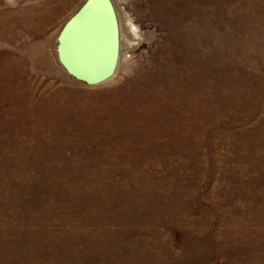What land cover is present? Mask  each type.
Wrapping results in <instances>:
<instances>
[{
  "label": "rangeland",
  "instance_id": "374dc122",
  "mask_svg": "<svg viewBox=\"0 0 264 264\" xmlns=\"http://www.w3.org/2000/svg\"><path fill=\"white\" fill-rule=\"evenodd\" d=\"M85 1L0 0L53 5L0 35V264H264V0H113L98 84L52 54Z\"/></svg>",
  "mask_w": 264,
  "mask_h": 264
},
{
  "label": "bare ground",
  "instance_id": "6f19581e",
  "mask_svg": "<svg viewBox=\"0 0 264 264\" xmlns=\"http://www.w3.org/2000/svg\"><path fill=\"white\" fill-rule=\"evenodd\" d=\"M9 1L11 2L14 0H9ZM114 1L115 3L116 2L118 3L121 2L122 0H114ZM55 8L56 5L55 7H53V9ZM44 13H48V11L43 10L41 8L38 11V14H40L38 15L39 17L35 16L30 18L29 20L23 21L22 23L19 22L18 29L11 28L10 25L8 27H5L3 26V23L0 22V35H2V38H5V40L7 41H13L15 38L26 39L27 37H29L31 33L37 31L39 27L45 25L44 18L47 14ZM124 21H125L127 34L129 35V38H131V41H127V42H124V40L121 42L120 23L116 13V26L118 33L119 52H118L117 64L114 67V72L112 76L116 72V69L118 67V62L120 59V54H121L120 42L124 46L127 45L132 47V45H136V43H134L133 41L138 37L137 27L133 25L128 15H125ZM66 23H64L61 30L58 32L56 36V43L52 51L55 62L65 71H66V67H69L67 65V61H69V62H73V64L77 68H79L80 70L84 71L89 75L93 76L100 74L102 71H104L107 68L112 52L110 19L105 5L99 1L94 2L92 5L89 6L87 11L74 23L75 25L79 23L76 28L70 30V32L68 33L63 32L62 34H60ZM64 49L66 52H68L69 55L67 54L65 55ZM12 98H14V101L12 102L13 105L16 104V107L18 109H21L23 105L27 104L24 103V101L29 100L31 98V95L26 94V96L23 97L19 92L16 95L15 93H13Z\"/></svg>",
  "mask_w": 264,
  "mask_h": 264
},
{
  "label": "water",
  "instance_id": "95a60500",
  "mask_svg": "<svg viewBox=\"0 0 264 264\" xmlns=\"http://www.w3.org/2000/svg\"><path fill=\"white\" fill-rule=\"evenodd\" d=\"M102 2L109 14L110 19V28H111V58L109 60L107 68L102 71L100 74L97 75H89L85 73L84 71L77 68L73 62L67 61V65L69 67H66V71L74 76L75 78L84 81L87 84H98L101 82L106 81L110 76H112L114 72V67L117 64L118 60V52H119V44H118V33H117V26H116V11L114 4L112 0H86L84 4L79 8V10L69 19V21L66 23V25L63 27L60 34L63 32H70V30L77 27L79 24H74L89 8L90 5H92L94 2ZM65 55H69L68 52L65 51ZM70 53V52H69Z\"/></svg>",
  "mask_w": 264,
  "mask_h": 264
},
{
  "label": "crops",
  "instance_id": "0c3cea01",
  "mask_svg": "<svg viewBox=\"0 0 264 264\" xmlns=\"http://www.w3.org/2000/svg\"><path fill=\"white\" fill-rule=\"evenodd\" d=\"M6 2H10L9 0H6ZM53 6V5H52ZM52 6H47V7H44V6H41V7H38L37 9H43V10H46V9H49V8H51ZM26 17V16H25ZM33 17H35V16H33ZM28 19H29V17H27ZM32 18V17H31ZM27 20V19H26ZM25 20V21H26ZM0 22L1 23H3V26H5V27H8L9 25H10V27L11 28H14V29H18V25H19V18H17V20H12V19H10V18H7V19H3V20H0ZM5 22V23H4ZM1 26H2V24H1ZM15 39H17V38H15Z\"/></svg>",
  "mask_w": 264,
  "mask_h": 264
}]
</instances>
